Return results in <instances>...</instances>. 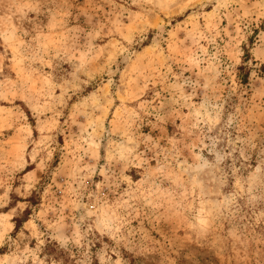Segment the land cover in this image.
Listing matches in <instances>:
<instances>
[{"label":"rangeland","instance_id":"1","mask_svg":"<svg viewBox=\"0 0 264 264\" xmlns=\"http://www.w3.org/2000/svg\"><path fill=\"white\" fill-rule=\"evenodd\" d=\"M0 264H264V0H0Z\"/></svg>","mask_w":264,"mask_h":264},{"label":"trees","instance_id":"2","mask_svg":"<svg viewBox=\"0 0 264 264\" xmlns=\"http://www.w3.org/2000/svg\"><path fill=\"white\" fill-rule=\"evenodd\" d=\"M241 69H242V70H243V69L245 70V68H244L243 66L241 67ZM248 77H249V73H248V71H247V72H246V75H245V77H244V79H243V81H244V82H247ZM34 198H35V195H33L32 197H30L28 200H29L30 202H32V204H33V203H34V200H33ZM28 211H29V210H28ZM22 221H23L22 219H19V218L16 219V229L20 227ZM50 247L52 248L50 252H52V254L55 255L56 252H57L56 245L48 244V245H47V248L49 249ZM60 252L62 253V250H60Z\"/></svg>","mask_w":264,"mask_h":264}]
</instances>
